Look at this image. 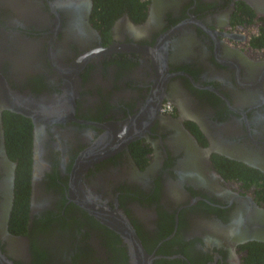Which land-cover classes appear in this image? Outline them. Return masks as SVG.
<instances>
[{"label": "flooded vegetation", "instance_id": "obj_1", "mask_svg": "<svg viewBox=\"0 0 264 264\" xmlns=\"http://www.w3.org/2000/svg\"><path fill=\"white\" fill-rule=\"evenodd\" d=\"M139 1L106 16L96 0H0V170L13 163L0 251L128 264L83 196L127 218L149 264H264V0ZM96 140L112 151L70 188ZM24 151L25 215L11 219Z\"/></svg>", "mask_w": 264, "mask_h": 264}, {"label": "water", "instance_id": "obj_2", "mask_svg": "<svg viewBox=\"0 0 264 264\" xmlns=\"http://www.w3.org/2000/svg\"><path fill=\"white\" fill-rule=\"evenodd\" d=\"M13 110H18L13 105H10ZM103 145L104 148H100ZM113 144L103 143V141L96 140L91 146L82 150L74 160L72 171L70 188L76 189L79 184V177L84 169L92 164L94 161L106 156L107 150ZM107 150V151H106ZM3 167L0 172L2 173L0 178V230L4 232L5 221L8 217L11 200H12V186H13V163L6 157H2ZM73 200L81 207L87 209L94 215L99 221L103 222L108 227L115 230L121 239L125 242L127 249L128 264H149L153 255L147 253L142 247L132 225L127 218L120 213V211L110 210L106 207L95 205L88 206L83 203V196L73 198ZM0 264H15L7 256L0 251Z\"/></svg>", "mask_w": 264, "mask_h": 264}, {"label": "trees", "instance_id": "obj_3", "mask_svg": "<svg viewBox=\"0 0 264 264\" xmlns=\"http://www.w3.org/2000/svg\"><path fill=\"white\" fill-rule=\"evenodd\" d=\"M126 7L132 12L139 11L141 7V2L139 0H96L95 8H99V12L105 14L106 16L117 13L121 8ZM109 16V17H110ZM22 128V129H21ZM24 126H17V131L15 133L14 128L7 126L5 129L8 132L9 136L11 134H17L19 131L21 135L18 138L19 142L27 143L28 137L26 132H24ZM23 157L18 160L19 163V173L15 177L14 181V204L13 212L11 211V219L14 216L17 218L24 217L25 215V206H26V194L23 192L24 185L27 180V172L29 170L28 163V153L27 151L23 153Z\"/></svg>", "mask_w": 264, "mask_h": 264}]
</instances>
